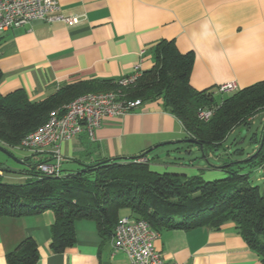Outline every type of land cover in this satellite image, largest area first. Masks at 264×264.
<instances>
[{"label": "crops", "instance_id": "crops-1", "mask_svg": "<svg viewBox=\"0 0 264 264\" xmlns=\"http://www.w3.org/2000/svg\"><path fill=\"white\" fill-rule=\"evenodd\" d=\"M54 1L58 13L76 18L77 24L38 20L3 33L0 94L22 91L31 102H39L75 83L115 82L132 75L136 66L149 71L154 66V50L163 41L173 42L182 54H194L190 85L198 92L210 91L217 98L219 88L226 84L234 83L239 91L264 81V0ZM186 139L182 123L165 109L162 100L143 102L127 115L106 120L93 137L84 132L61 144V171L137 158L151 150L144 160L154 171L198 176L206 182L224 179L221 166L210 164L208 158L204 167L178 158L163 162L172 158L165 149L172 146L168 143ZM173 145L177 153L192 154L186 143ZM36 157V163L28 156L22 162L26 167L27 159L32 164L55 162L49 154ZM213 159L222 162L217 155ZM26 169L10 176L1 172L0 177L9 184H25L30 178ZM254 171L264 189V166ZM121 217H130L129 211H122ZM54 221L52 211L1 218L0 264H8L7 256L26 239L38 245L36 264H130L124 252L114 249L113 237L102 238L95 222L89 220L75 223L74 246L54 253ZM155 247L167 262L175 264H260L233 223L220 230L162 231Z\"/></svg>", "mask_w": 264, "mask_h": 264}, {"label": "trees", "instance_id": "trees-1", "mask_svg": "<svg viewBox=\"0 0 264 264\" xmlns=\"http://www.w3.org/2000/svg\"><path fill=\"white\" fill-rule=\"evenodd\" d=\"M193 64V53L182 54L173 42L163 41L154 50L153 68L142 72L136 83L126 89L109 80L68 85L39 102H31L22 91L0 94V147H20L22 140L44 126L53 112L64 110L80 96L121 91L128 100H162L165 109L182 123L187 139L203 145L202 153L207 159V151L224 147L234 130L251 127L247 118L264 112V81L218 102L213 92H198L190 85ZM214 105L219 108L213 119H198L200 109ZM263 134L264 128L261 137L254 140V154L242 162L223 161L220 169L226 177L212 182L198 176L154 171L149 162L140 161L146 157L62 171L61 177L39 171L41 164L52 159L39 164L27 159L30 178L25 184H9L0 177V219L52 211L55 221L51 249L57 254L74 246L75 223L80 220L95 222L102 238H112L124 210L131 218L146 221L158 233L220 230L233 223L259 256L260 264H264V189L251 182L252 171L264 166ZM242 153L243 150L236 152ZM36 156L40 154L33 155ZM38 260V245L32 239L23 241L16 252L7 256L8 264H36Z\"/></svg>", "mask_w": 264, "mask_h": 264}, {"label": "built area", "instance_id": "built-area-1", "mask_svg": "<svg viewBox=\"0 0 264 264\" xmlns=\"http://www.w3.org/2000/svg\"><path fill=\"white\" fill-rule=\"evenodd\" d=\"M58 10L54 0H0V36L38 20L77 24L76 18L63 16ZM141 75L140 66H136L132 75L120 78L116 85L126 89L136 83ZM236 89L235 84L230 83L221 86L218 93L225 95ZM142 105V100H128L121 91L85 94L65 106L64 110L53 112L44 126L22 140L20 148L34 155H51L55 162L41 164L39 170L47 176L61 177V164L64 161L60 155L61 144L84 132L93 137L106 120L120 118ZM218 108L216 105L202 108L197 112V117L209 122ZM158 238L159 233L146 221L122 217L114 230L113 246L127 255L130 264H175L167 262L156 249L155 241Z\"/></svg>", "mask_w": 264, "mask_h": 264}, {"label": "rangeland", "instance_id": "rangeland-1", "mask_svg": "<svg viewBox=\"0 0 264 264\" xmlns=\"http://www.w3.org/2000/svg\"><path fill=\"white\" fill-rule=\"evenodd\" d=\"M236 92L237 91L228 93L225 95H221L219 97L217 96L216 99L218 100V102H221L223 98L234 95ZM263 118H264V112L257 114L255 117L247 118L246 119L247 122H251V123L253 122L251 124L250 129L249 128H242V129L239 128L233 131L228 136L227 141L224 143L226 152L224 151V149H218L215 151H210V150L207 151L210 164L214 163L216 165L222 166L223 161L230 162L232 160L233 162H242L244 160H247L250 155L254 154L256 152V143L254 142V140L255 138L259 139L261 137V132H262V129L264 128ZM173 147L175 146L172 145V146L165 147V149L167 148L171 151L170 154L172 155V158H169V157L165 158L163 159V162H169L171 161V159L174 160L173 158H178L181 160V162H184L185 164H189L193 162L195 163L196 167H204V165H207L206 163H208V160L204 157L202 151H198L195 146H191L192 148L191 155H187V153H184V152L177 153L175 148ZM163 149L164 148H162L161 150ZM7 150L12 154L13 158L18 161H22L23 159H25L26 156L33 159L32 161L33 163H36L39 160L37 157L33 158L34 154L20 147L8 148ZM238 150H243V153L241 155H237L236 152ZM213 155H217L219 158H221L222 162L214 161ZM14 159L10 158L8 155L0 151V174L1 172H3L4 176H10V174H12L13 172H20L24 170L25 168H27L26 166L15 161ZM140 161L144 162L145 160L144 161L140 160ZM65 169L66 167L64 168L65 172L68 171ZM247 171L249 172L250 170L248 169ZM262 176L264 177V172ZM257 177H259V174L257 173V171L256 172L252 171V178H251L252 184L255 186L261 187L263 183L259 182L257 180ZM3 182L5 181L3 180Z\"/></svg>", "mask_w": 264, "mask_h": 264}, {"label": "water", "instance_id": "water-1", "mask_svg": "<svg viewBox=\"0 0 264 264\" xmlns=\"http://www.w3.org/2000/svg\"><path fill=\"white\" fill-rule=\"evenodd\" d=\"M182 142L190 143V144H193V145L198 146L201 150L203 149V145L200 144V143H198L197 141H195V140H193V139H186V140L178 141V142H175V143H168V145L179 144V143H182ZM263 142H264V134H263V138H262L261 147H262V145H263ZM165 145H167V144H164V146H165ZM158 147H161V146H158ZM0 151H2L3 153H5L6 155H8L10 158L14 159L13 156H12V154H11L8 150H6L5 148L0 147ZM150 152H151V150L145 152V154H144L143 156H140V157H141V158H144V157H146ZM141 158H140V159H141ZM135 159H136V158H129V159H126V158H125L124 160H126V161H134ZM14 160L17 161L18 163L24 165V166L26 165V164H25L24 162H22V161H18V160H16V159H14ZM124 160H123V161H124ZM114 161H115V160H108V161L103 162L102 164H107V163H111V162H114ZM84 167H90V166H84Z\"/></svg>", "mask_w": 264, "mask_h": 264}]
</instances>
